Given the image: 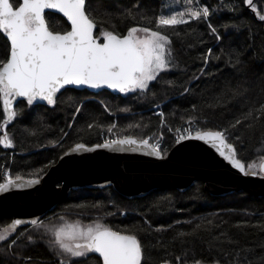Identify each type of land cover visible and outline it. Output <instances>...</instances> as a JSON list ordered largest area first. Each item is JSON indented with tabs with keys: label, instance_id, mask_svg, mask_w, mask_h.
<instances>
[{
	"label": "trees",
	"instance_id": "1",
	"mask_svg": "<svg viewBox=\"0 0 264 264\" xmlns=\"http://www.w3.org/2000/svg\"><path fill=\"white\" fill-rule=\"evenodd\" d=\"M163 2L91 0V8L107 30H113L107 23L111 20L116 25V31L126 34L128 28L137 24L151 26L155 30V23L148 25L143 20L154 21L161 12ZM192 2L209 7L211 14L208 20L223 40L216 41L208 22L204 20L160 29L170 36L178 64V68L163 75V80L174 81L176 87L165 85L163 81L154 82L147 94L137 92L128 95L119 91L90 92L67 88L59 94L55 106L39 101L31 109L26 99L19 101L14 109L23 113L22 118L9 121L4 128L14 147L5 149L0 145V183L6 178L5 173L12 177H41L50 162H56L75 143H101L102 137L108 133L107 127L114 123L126 130L125 135L141 139L136 136L138 132L147 136L161 125V117L154 108L158 105V110H163L165 114V130L184 125L182 122L187 118L195 117L196 126L201 131L229 129L228 142L234 144L239 159L245 164L259 155L264 159V119L243 120L250 109L264 104V21L259 19L264 15V0H253L251 8L246 4L247 0ZM128 9L136 16L135 21L125 16ZM48 13L46 19L51 30L63 32L69 29L62 16H48ZM99 27L98 24L96 34ZM209 48L213 49V56L205 72L212 75L193 81V77L200 75L204 68L202 56L207 55ZM9 49V42L0 36V60L8 58ZM237 59L242 61L240 68L243 74H238L231 66ZM229 82L233 90L238 86L241 92L247 89L246 94L239 96L228 92L226 85ZM185 87H190L193 94L181 95ZM81 105L77 114L75 108ZM192 105H196L195 110ZM253 115L255 117L256 113ZM237 119H241L242 123L230 129L229 125ZM6 120L0 99V125ZM69 124H72L71 128ZM89 124L93 128L89 129ZM129 125L133 127L126 128ZM65 132L67 136H64ZM237 136L240 140H236ZM53 141H59V144L54 145ZM174 141L167 138L165 154L175 144ZM113 201L116 206H113ZM97 203L103 205L100 208L104 213H127L108 216L107 223L116 230L138 231L145 246V264H160L164 259L176 264L175 256L183 255L185 251L189 264L193 259L203 260L205 264H214L216 260L220 264H236L237 260L240 264H248L249 261L258 264L259 259L264 257V195L235 191L225 196H212L201 180L186 191L161 188L132 199L123 197L113 187L85 188L72 191L56 205L53 213L67 208L88 211ZM145 218L151 222L152 229L163 227L166 230L151 231L145 224ZM9 223V217L0 218V228L7 227ZM197 225L201 227L197 229ZM18 229L23 231L22 227ZM177 233L186 235L174 239ZM25 244L27 241L22 238L13 249H8L7 244L2 242L0 264H22L20 255L32 256L34 261L41 260L44 264H56L54 255L42 241L37 240L36 244H27V247L23 246ZM13 250L16 256L11 254ZM90 259L95 264V257ZM80 264L88 262L81 261Z\"/></svg>",
	"mask_w": 264,
	"mask_h": 264
},
{
	"label": "snow or ice",
	"instance_id": "2",
	"mask_svg": "<svg viewBox=\"0 0 264 264\" xmlns=\"http://www.w3.org/2000/svg\"><path fill=\"white\" fill-rule=\"evenodd\" d=\"M182 2L183 11L174 12L172 15H160L154 21L143 20L148 25L155 23V30L151 26L137 24L128 28L126 34H122L115 30L116 25L111 20L107 23L113 30H107L103 26L104 22L97 20L93 14L95 10L91 8V0H15V2L0 0V36H4L10 42L8 58L0 60V99L7 116L5 129L9 121L23 116L22 112H18L13 107V101L17 97L26 98L27 105L31 109L39 101L55 106L58 102L57 94L61 90H67V86L73 85L92 89L107 87L125 95L137 92L147 94L151 91L150 85L154 82L163 81L165 85L176 87L174 81L163 80V75L178 68V64L170 36L160 29L186 25L192 20H204L208 22L210 33L216 41L223 40L217 28L208 20L211 11L207 5L194 6L192 0H182ZM247 5L251 8L253 0H247ZM45 10H55V12L50 11L48 16L62 14L66 17V22H70V30L63 32L51 30ZM125 16L133 21L136 20L131 9L125 10ZM259 19L264 21V15H261ZM98 24L100 25L99 34H96ZM232 27L238 26L232 25ZM212 56L213 49L209 48L207 55L202 56L204 68L201 69L200 75L193 77V81L199 80L201 76L212 75L205 72ZM241 63L242 61L237 59L234 64H231L238 74H243L240 68ZM226 88L233 95L243 96L247 92V89L241 92L239 86L233 90L230 82ZM152 94L155 95V93ZM184 94L192 95L193 91L190 87H185L181 95ZM68 99L72 101L71 97ZM81 108L82 105L76 107L75 112L79 114ZM192 108L195 110L196 105H192ZM254 113H256L255 117ZM158 115L161 117V126L166 127L163 110ZM250 119H264V104L250 109L243 117V120ZM187 123L189 125L187 128L175 130L176 145H182L189 139L203 141L215 148L219 156L228 161L231 167L243 176L264 177V159L259 164L242 162L238 158L234 144L228 142L229 129L201 131L195 127V117H190ZM241 123L242 120L237 119L234 124L229 125V128L235 129ZM68 127L71 128L72 124ZM87 127L91 129L93 125L89 124ZM115 129L116 125L112 124L107 127V132L113 133ZM168 130L172 131L170 127ZM67 135L68 133L65 132L64 136ZM151 139L153 138L137 139L132 136L117 135L115 139H106L93 147H88L85 143H77L64 155L110 149L114 152L146 151L151 156L165 159L166 150L161 147L163 133L161 132L155 138V143H150ZM236 140H240V137L237 136ZM52 143L58 145L59 141ZM0 145H3L5 149L14 147L13 140L6 130L0 136ZM60 159L63 160L64 156ZM53 164L55 161L50 162L49 167ZM5 176L4 182L0 183V194L33 188L41 183L38 175H34V178L29 180H25L20 175L13 178L8 173H5ZM112 204L116 206L114 201ZM92 207L100 208L103 205L97 203ZM117 214L127 215L126 212H105L103 216H98L87 224L80 221L69 223L64 217L59 218L64 222L57 224H45L39 218H34L29 223L37 229H44L41 239L48 237L46 244L58 264H80L81 261L92 264L91 257H95V264H145V246L139 238L138 231L116 230L103 222L106 216ZM22 224L25 222L17 218L7 227L0 228V242L7 244L8 249H13L22 238L27 241V244H36V239L32 235L19 231L18 226ZM145 224L153 232L166 230L163 227L152 229L151 222L147 218H145ZM171 227L170 225L169 228ZM200 227L201 225H197V229ZM185 235V233H177L174 239ZM27 244L23 246L27 247ZM11 254L17 255L14 250ZM19 259L22 264H44L41 260L34 261L32 256L20 255ZM175 261L176 264H189L187 251L183 255L175 256ZM160 264H172V260L164 259ZM191 264H205V261L193 259ZM214 264H220L219 260L214 261ZM236 264H240L239 260ZM248 264L251 262L249 261ZM258 264H264V257L259 259Z\"/></svg>",
	"mask_w": 264,
	"mask_h": 264
},
{
	"label": "water",
	"instance_id": "3",
	"mask_svg": "<svg viewBox=\"0 0 264 264\" xmlns=\"http://www.w3.org/2000/svg\"><path fill=\"white\" fill-rule=\"evenodd\" d=\"M50 11L55 12V10H45V13ZM63 18L66 20V17ZM67 23L70 30V22ZM67 88L90 92L118 91L107 87L92 89L74 85ZM60 93L57 95L59 96ZM25 99L17 97L13 101V107L15 108L19 101ZM76 144L69 149L74 148ZM95 144L86 145L93 147ZM69 149L60 155V157L64 156L63 160L59 157L40 177L39 185L0 194V218L9 217L11 221L21 219L25 224L18 228L30 226L29 222L32 219H41L54 210L56 205L66 199L72 191L85 188L113 187L123 197L132 199L161 188L186 191L196 181L201 180L205 190L212 196H225L235 191H245L255 196L264 195V177L243 176L238 170L233 169L228 161L220 157L215 148L196 139L186 140L182 145L174 144L165 154V159L151 156L146 151L114 152L110 149L73 152L65 156ZM24 179L32 178L24 177Z\"/></svg>",
	"mask_w": 264,
	"mask_h": 264
},
{
	"label": "rangeland",
	"instance_id": "4",
	"mask_svg": "<svg viewBox=\"0 0 264 264\" xmlns=\"http://www.w3.org/2000/svg\"><path fill=\"white\" fill-rule=\"evenodd\" d=\"M193 5L195 6V4H193ZM183 10H184V4L183 3L180 4V0H164L163 6L161 7V12H160L159 16L160 15H172L174 12H179V11H183ZM154 108L156 109V113L158 114L160 112V110H158L159 105L155 106ZM123 112H125V111H123ZM188 120H189V118H187L184 122H182V124H185V125L188 124L187 123ZM196 124H197V121H196ZM4 125H5V123L3 121L2 124L0 125V136H2L4 134V128H5ZM178 126H180V125H177L176 127H178ZM128 127L129 126H126V128H128ZM175 128H171L172 131H169L168 130L169 127H167V129L165 130V127H162L160 125L158 129H155L150 134H154V136L158 137L160 135V133L162 132L163 133V137H164V141H165V146H166V140H167L168 137H170L172 139V141H174L173 134H174ZM125 131L126 130H123L122 128L121 129L118 128L117 125H116V129L114 130V132L117 133V135H119V136H123ZM136 136L141 137V139H144V138L147 137V136H144V133L141 132V131L138 132V134ZM261 159H262V155H259L255 159L247 162L246 164L253 163V162L259 164ZM87 210L88 211H86V210L79 211V209L67 208L66 210L55 212V213H53V221L50 224H57V223L64 222V221H60L59 220L60 217H64L65 221L69 222V223L80 221V222H83V223L87 224V223L92 222L98 216H103L104 215V212L102 211L103 209H101V208H95L94 207V208H90V209H87ZM107 217L108 216L105 217L103 222L107 223ZM25 232H26L27 235H32L36 239V241L40 240L43 243H45V245L47 246L46 240H47L48 237H45L43 240L41 239V235L43 234L44 229H42V228L37 229L35 227H32V228L26 230ZM0 244H2V242H0ZM47 248H49V247L47 246ZM56 264H58L57 260H56Z\"/></svg>",
	"mask_w": 264,
	"mask_h": 264
},
{
	"label": "built area",
	"instance_id": "5",
	"mask_svg": "<svg viewBox=\"0 0 264 264\" xmlns=\"http://www.w3.org/2000/svg\"><path fill=\"white\" fill-rule=\"evenodd\" d=\"M189 125L188 124H184V125H181V126H179V127H177V128H187ZM195 127H197L199 130H200V128L198 127V126H196L195 125ZM176 128V129H177ZM175 129V130H176ZM194 134V133H193ZM125 134H123V136H124ZM116 136H117V133H115V132H113V133H107V134H105L103 137H102V142H104L106 139H115L116 138ZM123 136H121V137H123ZM173 136H174V138H176V131H174V134H173ZM149 137H152L153 139H151L150 140V143H155V138H156V136H154V134H149L146 138H149ZM161 147H162V149H164V147H165V141H164V137H163V139H162V141H161Z\"/></svg>",
	"mask_w": 264,
	"mask_h": 264
},
{
	"label": "flooded vegetation",
	"instance_id": "6",
	"mask_svg": "<svg viewBox=\"0 0 264 264\" xmlns=\"http://www.w3.org/2000/svg\"><path fill=\"white\" fill-rule=\"evenodd\" d=\"M40 220H42L45 224H50L53 221V210H51L46 215H44ZM10 221H11V218H10ZM32 227H34V226L30 225V226L22 227L23 228L22 232H25L26 230H28Z\"/></svg>",
	"mask_w": 264,
	"mask_h": 264
}]
</instances>
